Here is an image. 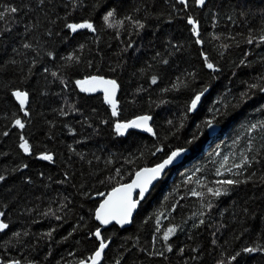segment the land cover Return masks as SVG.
<instances>
[{
  "label": "trees",
  "instance_id": "obj_1",
  "mask_svg": "<svg viewBox=\"0 0 264 264\" xmlns=\"http://www.w3.org/2000/svg\"><path fill=\"white\" fill-rule=\"evenodd\" d=\"M0 5L18 9L0 20V219L8 224L0 232V262L86 260L100 243L95 212L104 198L138 171L189 150L130 228L102 232L109 243L102 264H264V0H209L203 9L196 0ZM109 11L111 23L123 24L108 27ZM189 17L200 26L199 39ZM83 22L96 30L66 27ZM205 56L216 71L207 70ZM92 76L116 81L117 115L102 96L77 86ZM14 91L28 94L27 116ZM145 115L154 138L117 132V123ZM209 120L222 128L212 139ZM44 154L53 160L40 161ZM224 179L238 183H216ZM209 188L228 192L216 197ZM169 228L175 232L164 240Z\"/></svg>",
  "mask_w": 264,
  "mask_h": 264
},
{
  "label": "snow or ice",
  "instance_id": "obj_2",
  "mask_svg": "<svg viewBox=\"0 0 264 264\" xmlns=\"http://www.w3.org/2000/svg\"><path fill=\"white\" fill-rule=\"evenodd\" d=\"M40 4L44 3V0H39ZM179 3L182 5L187 6L188 0H179ZM196 3L199 6H204L206 3V0H196ZM18 12V9L16 7H4L3 5H0V20H4L7 15H12ZM114 17V12L109 11L107 15L103 17L105 23L108 25V27H115L116 24H123V21H117L116 24L111 23L110 20ZM125 19L131 20V17H126ZM188 24L192 25V31L194 34L199 35V32L197 30V24L196 22L189 17L187 20ZM136 26L138 28H143L144 25L142 23L136 22ZM68 29H70L73 33H75L78 29H88L91 31H95L94 25L89 22H83V23H68L66 25ZM261 42H264V36L261 38ZM199 42V41H197ZM249 43H252V40L249 39ZM25 48H30L31 45L25 44ZM68 60L74 59V57L69 56L67 57ZM75 59L78 60V57ZM208 58L205 56V62L207 64V67L209 69H212L213 71L217 70L214 68V65L212 63L207 62ZM164 63H167V61H164ZM53 76L56 75V73H52ZM152 83H156V78H152ZM77 86L80 87V90L82 92H95L97 90H101L104 92V99L105 102L112 105V114L115 116L117 115L116 111V101H115V91L117 88V84L115 80H106L103 77H97L92 76L85 80H77L76 81ZM250 87L254 88L257 87V85H250ZM261 90H264V87H262ZM12 95L18 100L19 104L21 105V108L23 109L28 94L26 92L22 91H14ZM203 93L197 94L191 101L190 109L194 110L197 107V104L199 103L201 96ZM25 115H28L27 112H25ZM151 119L150 116H139L136 119L121 124H116V130L118 133L123 134L124 130L129 128H143L145 131L151 132L152 129L148 127V121ZM207 125L209 127L212 126V121H207ZM15 126L23 129L24 123L20 119L15 120ZM260 128H264V121L260 122L259 124ZM257 124H252L250 127V130L256 129ZM4 135H7V133H4ZM22 143L19 145V147L26 153L30 154V145L27 140H25L23 137H21ZM180 155V150L174 151L171 153L168 159H166L162 164L157 165L155 168L151 169H144L143 171H138L136 173L135 180L132 181V183L127 185H122L120 187L114 188L109 194L107 199L103 201V203L100 204L99 208L95 212V219L100 222L102 225H107L111 221L115 220L118 224H126L129 222V218L131 217L132 211L136 208V205L139 201H134L132 199V190L134 188L140 189V197L143 198V194L148 186V184L151 182L152 179H154L159 173L167 166L168 164L172 163L176 157ZM41 160L51 161L53 158L51 155L44 154L39 157ZM247 161L245 160L244 163ZM237 168L242 167L241 164L236 165ZM4 179L3 176H0V181ZM216 183L220 185H227V186H235L238 182L234 181L232 179H224L216 181ZM208 191L212 193L216 197H220L222 195H226L228 192V189L225 188L223 191L220 188L212 189L209 188ZM193 195H197L196 192H193ZM211 207V205H209ZM0 216H4L3 212H0ZM59 218V217H57ZM201 224L204 223L203 220L200 221ZM8 228V224L0 221V232H3L5 229ZM175 232L174 228H169L167 232L164 234L163 239L167 240L169 238V234ZM19 235V233H17ZM48 235H51V233H48ZM95 237L100 241L98 249L95 251V253L91 256H89L86 260L81 259L79 260L78 264H101L102 255L105 251V249L108 247V244L105 242L104 238H102L101 231L97 229L94 233ZM171 250V249H169ZM245 251L251 253L256 251V249L253 248H246ZM232 259H235V257H232ZM0 264H4V262H0ZM7 264H20L19 260H12L8 261ZM119 264V262H117ZM223 264V262H221Z\"/></svg>",
  "mask_w": 264,
  "mask_h": 264
},
{
  "label": "water",
  "instance_id": "obj_3",
  "mask_svg": "<svg viewBox=\"0 0 264 264\" xmlns=\"http://www.w3.org/2000/svg\"><path fill=\"white\" fill-rule=\"evenodd\" d=\"M209 0H206V3L208 2ZM206 3H205V5H206ZM204 5V6H205ZM197 6H198V8L199 9H203L204 8V6H199L198 4H197ZM197 24V30H198V32H199V35H196L195 34V37L197 38V39H199V37H200V26H199V24L198 23H196ZM190 25V24H189ZM191 27H193L192 25H190ZM199 43V45H201L202 43H201V41H199L198 42ZM207 70L208 71H210V72H214L212 69H209L208 67H207ZM216 71V70H215ZM85 93H87V94H89V95H98V96H102L103 98H104V92L103 91H101V90H97V91H95V92H85ZM118 94H119V87H118V85H117V88H116V91H115V101H116V109H117V106H118V102H117V99H118ZM15 100H16V102L18 103V105H19V107L21 108V105L19 104V102H18V100L15 98ZM28 103H29V97H27V101H26V103H25V105H24V107H23V110H24V114H25V110L27 109V107H28ZM110 105V104H109ZM111 106V110H112V105H110ZM27 116V115H26ZM152 123H153V119H152V117H151V119L148 121V127H150L151 129H152V131L151 132H148V131H145L143 128H129V129H126V130H128V131H130V130H134V131H136V132H138V133H140V134H143V135H147V136H149V137H152V138H154L155 137V130H154V128H153V126H152ZM221 131H222V128L220 127V126H217V125H214V124H212V126L211 127H208V133H209V137H210V139H212V138H214L215 136H217L218 134H220L221 133ZM178 151V150H177ZM31 154V153H30ZM30 154H27L28 156H30ZM189 154H190V151L189 150H180V155L178 156V157H176V159H174L173 161H172V163H170V164H168L167 166H165V168L159 173V175H157L154 179H152L151 180V182L148 184V186H147V188H146V190H145V192H144V194H143V198H141L140 197V195H139V193H140V189L139 188H134L133 190H132V199L134 200V201H139L138 203H137V205H136V208L132 211V214H131V217L129 218V222L128 223H126V224H123V225H121V224H118L115 220H113V221H111L109 224H107V225H102V224H100V222L99 221H97L96 219V222L99 224V226H100V231H101V234H102V232L104 231V230H106V229H109V228H111L112 226H117L118 228H120V229H128V228H130L131 226H132V224H133V221H134V218H135V216L137 215V212H138V210H139V207H140V205L142 204V202H144V200L149 196V194L152 192V190L156 187V185L164 178V176L167 174V172L168 171H170V170H172L173 168H175V167H177V166H179V165H181L184 161H185V159H186V157L187 156H189ZM52 156V155H51ZM40 157V156H39ZM39 157H38V159H39ZM52 158H53V156H52ZM169 158V157H168ZM167 158V159H168ZM40 161H44V162H47L46 160H41V159H39ZM53 160V159H52ZM51 160V161H52ZM165 161V160H164ZM163 161V162H164ZM162 162V163H163ZM162 163H160V164H162ZM159 165V164H158ZM157 166V165H156ZM156 166H154V167H150V168H144V169H151V168H155ZM144 169H142V170H140V171H143ZM135 178H136V175L134 176V178L129 182V183H127V184H130V183H132V181L133 180H135ZM127 184H124V185H127ZM122 186V185H121ZM120 187V186H119ZM107 197H108V195L104 198V200L105 199H107ZM103 200V201H104ZM103 201H102V203H103ZM0 221H1V219H0ZM108 244V246H109V243H107ZM108 248V247H107ZM107 248L105 249V251H104V253H103V255H102V259H101V264H102V261H103V259H104V255H105V253H106V251H107ZM89 264H90V262H89Z\"/></svg>",
  "mask_w": 264,
  "mask_h": 264
},
{
  "label": "rangeland",
  "instance_id": "obj_4",
  "mask_svg": "<svg viewBox=\"0 0 264 264\" xmlns=\"http://www.w3.org/2000/svg\"><path fill=\"white\" fill-rule=\"evenodd\" d=\"M125 131H126V130H124V132H123V133H125Z\"/></svg>",
  "mask_w": 264,
  "mask_h": 264
}]
</instances>
